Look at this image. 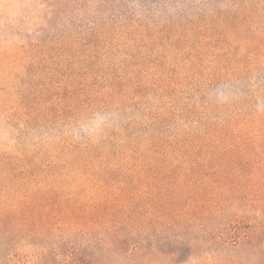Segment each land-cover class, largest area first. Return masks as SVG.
<instances>
[{
    "label": "trees",
    "instance_id": "16d2710c",
    "mask_svg": "<svg viewBox=\"0 0 264 264\" xmlns=\"http://www.w3.org/2000/svg\"><path fill=\"white\" fill-rule=\"evenodd\" d=\"M258 29L237 32L228 43L235 53L206 57L197 70L171 55L115 57L111 45L90 42L93 29L81 42L65 35L57 48L47 44L42 59L27 55L24 69L40 66L43 82L14 111L18 123L87 129L7 146L0 242L67 240L53 264H264V109L235 100L219 118L212 112L230 103L201 96L249 76L257 78L247 95L262 96ZM94 118L99 128L89 126Z\"/></svg>",
    "mask_w": 264,
    "mask_h": 264
},
{
    "label": "rangeland",
    "instance_id": "374dc122",
    "mask_svg": "<svg viewBox=\"0 0 264 264\" xmlns=\"http://www.w3.org/2000/svg\"><path fill=\"white\" fill-rule=\"evenodd\" d=\"M250 26L264 29V0H0V156L11 144L31 148L42 140L50 141L56 134L70 138L86 135L85 125H51L45 131L42 125L33 126L26 120L18 123L15 119L14 111L25 101V95L32 99L43 82L40 66L33 64L24 69L27 55L44 58L42 51L47 44L57 48L61 36L69 35L81 42L90 32L87 30L93 29L95 35L90 42L99 38L102 47L111 45L115 57L135 52L171 55L177 67L190 61L197 70L206 57L212 60L213 55L227 49L235 53L228 43L237 32H245ZM256 78L249 76L230 85H208L201 96L230 103L212 112L219 118L231 113L235 100L259 111L264 109V86L258 98L245 91L255 85ZM196 120L212 119L197 116ZM101 122L94 118L89 126L99 128ZM260 123L264 128V120ZM5 238L0 242V264H53L49 260L61 261L69 247L67 240L54 237L33 241L13 237L7 240V235ZM198 245L193 255L200 257L205 254L200 252L204 246ZM209 253L213 258L220 254L215 246H210ZM185 254L188 256V251ZM195 263L191 259L185 264Z\"/></svg>",
    "mask_w": 264,
    "mask_h": 264
}]
</instances>
